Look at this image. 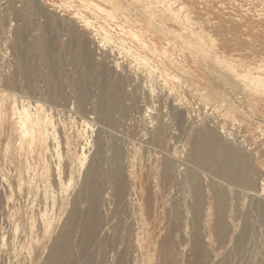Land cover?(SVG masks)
<instances>
[{"label":"rangeland","instance_id":"374dc122","mask_svg":"<svg viewBox=\"0 0 264 264\" xmlns=\"http://www.w3.org/2000/svg\"><path fill=\"white\" fill-rule=\"evenodd\" d=\"M262 203L264 0H0V264H50L74 210L65 264H264Z\"/></svg>","mask_w":264,"mask_h":264},{"label":"bare ground","instance_id":"6f19581e","mask_svg":"<svg viewBox=\"0 0 264 264\" xmlns=\"http://www.w3.org/2000/svg\"><path fill=\"white\" fill-rule=\"evenodd\" d=\"M131 32H133V31H131ZM135 35H136V33H135ZM138 36H139V34H138ZM138 36H137L138 40L137 39H134V40H137V41L142 43L143 40H141V38ZM146 45H147V43H145V46ZM141 46H142V44H141ZM29 109H30L29 106H26V105H23L21 108L15 107L13 109L14 130H15V134H16V138H17L16 139V151H15V155L17 158L16 160H18L20 158L23 159L26 163V169L27 170H29L32 167V160L34 162H35V160H36V162L41 161V155H42V152L44 149L43 132H44V127H45V123L47 120L46 117L43 115V113H41L40 111L33 113ZM100 135H101V133H100ZM100 140H101L100 136H98L97 145H96L97 148L95 150L96 156L94 158H97L98 156H100L103 153V144H102L103 142L101 143ZM203 147L204 146H201L202 151L205 150ZM226 148L227 147H225V149ZM217 161H218L217 165L219 167V170L223 175L225 174L226 177L232 183H234L235 181L238 180L239 173H240V171L243 170V167L240 165V162H239L238 154H234L231 150H229V148H227L226 156H224V158L222 160H220V161L217 160ZM92 162H93L92 165L94 167V171L96 172L98 161H95V159H93ZM262 189H263V187L261 185V190ZM231 195H233L231 190L230 191L227 190L226 192L224 191V199L225 200H223L219 206H223L224 201H225V204L229 205V203L231 202L230 201L231 197H232ZM213 198L215 201L218 200V199H215V197H213ZM215 201H213V203H215ZM216 206L217 205L215 204V207ZM223 208H224V206H223ZM253 208H254V206H253ZM263 211H264V203H262L261 206H259L256 209V211H254V213L255 214L257 213V214L255 215L256 217L255 216L253 217V219L260 222L261 214ZM248 216L249 215H247V214L245 215L246 218H248ZM72 217L73 218L71 219L70 223L67 226L65 238H63L60 243H57L55 245L53 251H52V255H51L50 260H49L50 264H65L71 258V252H70L69 248L67 249L66 244L70 241V237H71L70 235L74 231V228L76 227V224H77L78 214H77L76 210L73 211ZM221 223H222V225H224L223 224L224 220L222 218H217L215 224L218 225V227H221V225H220ZM83 235H84V239H83L84 242H90L91 241L92 235H93V224H92V222L91 223H84ZM198 264H200V263H198Z\"/></svg>","mask_w":264,"mask_h":264}]
</instances>
